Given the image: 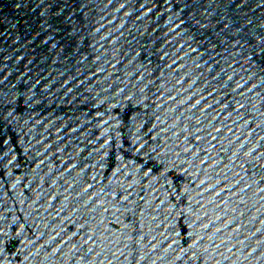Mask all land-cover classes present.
Segmentation results:
<instances>
[{"label": "water", "instance_id": "1", "mask_svg": "<svg viewBox=\"0 0 264 264\" xmlns=\"http://www.w3.org/2000/svg\"><path fill=\"white\" fill-rule=\"evenodd\" d=\"M0 264H264V0H0Z\"/></svg>", "mask_w": 264, "mask_h": 264}]
</instances>
